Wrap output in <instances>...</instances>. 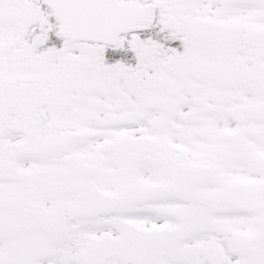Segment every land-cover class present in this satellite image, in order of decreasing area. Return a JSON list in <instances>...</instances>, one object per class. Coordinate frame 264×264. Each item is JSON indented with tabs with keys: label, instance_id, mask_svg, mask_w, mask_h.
<instances>
[{
	"label": "snow or ice",
	"instance_id": "6c2138e0",
	"mask_svg": "<svg viewBox=\"0 0 264 264\" xmlns=\"http://www.w3.org/2000/svg\"><path fill=\"white\" fill-rule=\"evenodd\" d=\"M0 264H264V0H0Z\"/></svg>",
	"mask_w": 264,
	"mask_h": 264
}]
</instances>
